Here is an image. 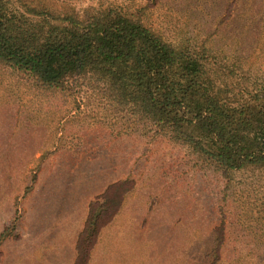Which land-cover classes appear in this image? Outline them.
Segmentation results:
<instances>
[{
    "label": "rangeland",
    "instance_id": "obj_1",
    "mask_svg": "<svg viewBox=\"0 0 264 264\" xmlns=\"http://www.w3.org/2000/svg\"><path fill=\"white\" fill-rule=\"evenodd\" d=\"M33 2L79 17L120 7L199 52L231 94L264 83V0ZM110 109L0 61V264H72L80 216L114 180L130 188L86 264H264V170L224 172Z\"/></svg>",
    "mask_w": 264,
    "mask_h": 264
},
{
    "label": "trees",
    "instance_id": "obj_2",
    "mask_svg": "<svg viewBox=\"0 0 264 264\" xmlns=\"http://www.w3.org/2000/svg\"><path fill=\"white\" fill-rule=\"evenodd\" d=\"M14 1L21 13L0 0L1 62L50 89L85 90L224 172L264 170V83L231 94L199 52L164 42L120 7L79 17L34 0ZM129 188L118 180L91 199L72 264L87 263L99 230Z\"/></svg>",
    "mask_w": 264,
    "mask_h": 264
},
{
    "label": "crops",
    "instance_id": "obj_3",
    "mask_svg": "<svg viewBox=\"0 0 264 264\" xmlns=\"http://www.w3.org/2000/svg\"><path fill=\"white\" fill-rule=\"evenodd\" d=\"M114 181H116V180H114ZM87 210H88V206H87ZM86 214H87V211H86V209H85V211L83 212V214H82V216H80V221L78 222V232L80 231V228H81V225L83 224V222H84V219H85V217H86ZM77 237V236H76ZM75 241H76V239L74 240V244L73 245H75Z\"/></svg>",
    "mask_w": 264,
    "mask_h": 264
}]
</instances>
